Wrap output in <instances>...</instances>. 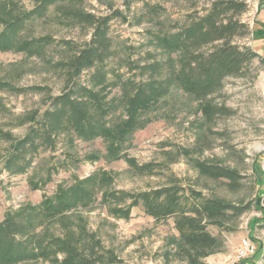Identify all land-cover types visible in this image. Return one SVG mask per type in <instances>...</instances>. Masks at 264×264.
I'll return each instance as SVG.
<instances>
[{"label":"rangeland","instance_id":"374dc122","mask_svg":"<svg viewBox=\"0 0 264 264\" xmlns=\"http://www.w3.org/2000/svg\"><path fill=\"white\" fill-rule=\"evenodd\" d=\"M128 1L82 2L84 12L95 16L120 12L109 22L113 55L106 64L112 82L105 90L108 126L125 117L120 81L138 80V70L131 68L133 63L144 62L146 52L152 56L149 61H177V54L164 51L152 35L177 31L189 15L205 13L214 0H135L127 5ZM235 1L246 3V10L236 18L247 25V31L241 37L235 36L233 42L246 44L259 54L243 74L228 75L221 87L204 98L171 86L154 109L139 114L116 156L110 154L109 140L78 137L65 129L59 132L51 149L38 150L26 171L11 174L1 164L8 143L0 142V220L24 204L38 206L51 198L59 186L88 179L85 185L93 191L95 200L68 215L75 222L81 217L103 246L114 251L119 259L114 264H188L178 255L182 244L174 219L157 221L140 204L132 207L125 218L112 211L113 205L101 200L105 191L137 193L177 184L207 197L248 205L243 213L226 221L232 231L207 227L212 234L220 235L221 244L202 263L231 264L239 241L249 237L258 247L252 257L256 264L264 250V0ZM21 3L30 10L34 0ZM46 13L22 33L24 39L44 37L45 46L32 51H0V83H5L0 85V130L15 137L27 131L29 112L45 109L49 96L63 90L65 73L61 64L91 35L92 27L66 24L53 6ZM218 43L202 49L210 50ZM91 74L92 70H85L79 80L88 85ZM207 104L225 106L231 113L208 121L201 111V106ZM127 158L150 167L139 173ZM195 160L234 169L241 176L238 185L229 188L224 178L200 175ZM25 264L52 263L39 258Z\"/></svg>","mask_w":264,"mask_h":264},{"label":"trees","instance_id":"16d2710c","mask_svg":"<svg viewBox=\"0 0 264 264\" xmlns=\"http://www.w3.org/2000/svg\"><path fill=\"white\" fill-rule=\"evenodd\" d=\"M134 1H128L127 5ZM21 2L0 0L1 52L32 51L45 46L44 37L24 39L22 33L33 20L46 17L52 6L66 24L81 23L92 27V31L88 41L61 64L65 73L63 90L49 96L45 109H34L27 114L30 125L24 135L15 137L0 130V142L8 143L1 164L11 174L26 171L38 150L51 149L59 132L65 129H71L78 137L100 136L109 140L110 154L116 156L120 145L136 126L139 114L154 109L171 86L204 98L221 87L225 77L243 74L249 63L259 57L250 46L233 42L235 36L241 37L247 31V25L236 18L246 10V3L214 0L205 13L189 15L177 31L152 35L155 44L164 51L177 54V61L170 58L163 62L149 61L152 56L146 52L144 62L133 63L131 68L138 70V80L120 81L124 89L125 117L108 126L105 90L112 82H109L111 71L106 69V64L113 55L109 22L120 12L95 16L84 12L83 0H34L30 10L24 9ZM216 41L220 43L212 49H202ZM85 70H92L88 85L79 80ZM201 111L208 121L231 113L225 106L208 104L201 106ZM127 160L139 173L150 167L147 163L139 165L131 158ZM194 166L200 175L226 179L229 188H236L241 177L234 169L206 160H195ZM87 180L59 186L51 198L38 206L24 204L8 211L0 220V264H25L39 258L49 259L52 264L119 262L114 251L103 246L81 217L75 222L68 215L72 210L88 207L95 200L93 191L85 185ZM101 198L102 202L113 205L112 211L125 218L132 207L140 204L144 212L157 221L174 219L182 244L178 255L188 264H204L202 259L213 254L221 244L220 235L209 232L208 226L230 232L232 228L226 221L248 208V205L207 197L198 190H186L177 184L137 193L105 191ZM260 261L264 264V250Z\"/></svg>","mask_w":264,"mask_h":264},{"label":"built area","instance_id":"2783aa9c","mask_svg":"<svg viewBox=\"0 0 264 264\" xmlns=\"http://www.w3.org/2000/svg\"><path fill=\"white\" fill-rule=\"evenodd\" d=\"M258 247L248 238H242L234 254V260L231 264H253L252 257L256 254Z\"/></svg>","mask_w":264,"mask_h":264},{"label":"crops","instance_id":"0c3cea01","mask_svg":"<svg viewBox=\"0 0 264 264\" xmlns=\"http://www.w3.org/2000/svg\"><path fill=\"white\" fill-rule=\"evenodd\" d=\"M262 12L264 13V10ZM251 261H253V260H251ZM253 262H255V261H253ZM256 264H261V261L260 260H257Z\"/></svg>","mask_w":264,"mask_h":264}]
</instances>
